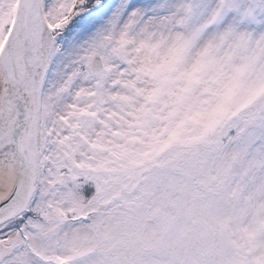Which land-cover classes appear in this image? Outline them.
Here are the masks:
<instances>
[{
  "label": "snow or ice",
  "instance_id": "snow-or-ice-1",
  "mask_svg": "<svg viewBox=\"0 0 264 264\" xmlns=\"http://www.w3.org/2000/svg\"><path fill=\"white\" fill-rule=\"evenodd\" d=\"M0 264H264V0H0Z\"/></svg>",
  "mask_w": 264,
  "mask_h": 264
}]
</instances>
